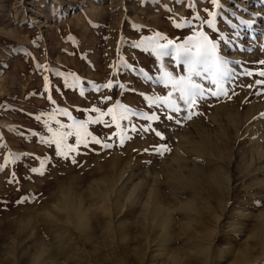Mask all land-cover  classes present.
Returning a JSON list of instances; mask_svg holds the SVG:
<instances>
[{"label": "rangeland", "instance_id": "1", "mask_svg": "<svg viewBox=\"0 0 264 264\" xmlns=\"http://www.w3.org/2000/svg\"><path fill=\"white\" fill-rule=\"evenodd\" d=\"M263 12L264 0H0V264H205L196 245L209 264H264L250 163L264 147ZM151 189L170 234L150 223ZM168 243L178 259L155 254Z\"/></svg>", "mask_w": 264, "mask_h": 264}, {"label": "bare ground", "instance_id": "2", "mask_svg": "<svg viewBox=\"0 0 264 264\" xmlns=\"http://www.w3.org/2000/svg\"><path fill=\"white\" fill-rule=\"evenodd\" d=\"M249 8V7H248ZM263 10H262V8L260 9V10H258L257 11V13H260V12H262ZM263 15H264V12H263ZM260 16V15H259ZM235 121V124L237 123V124H239L236 120H234ZM236 127H237V125H236ZM254 127H255V125H253V124H251L250 126H249V128L245 131V133H249V134H251V135H253L254 136V134L255 133H257L255 130L256 129H254ZM237 134H239V131H237L236 132V136H237ZM223 136H224V138H227V136H225L224 134H223ZM257 136V135H256ZM228 140V139H227ZM186 143V142H185ZM190 143H191V141H190ZM195 143V142H194ZM205 146V145H204ZM196 148H198V146H195L194 144H190V150H195ZM254 149V148H253ZM252 149V150H253ZM188 150V149H187ZM251 150V151H252ZM181 152V151H180ZM224 156L225 157H227L228 158V160H232L233 158H231L232 157V152L231 151H227V152H225V154H224ZM251 161H250V163H253V162H255L254 160H257V161H259L258 163H259V166H258V168L256 169V171L258 172V173H261V175L260 176H258V175H256V174H254V175H252V180H253V183L255 184V185H261L262 187L264 186V147H263V149H260V150H257V151H254L253 153H251ZM253 161V162H252ZM229 163H230V161H229ZM245 166V165H244ZM246 166L248 167V164H246ZM247 167H244V169L245 170H247L248 168ZM182 175V174H181ZM180 175V176H181ZM198 175V174H197ZM185 176V175H184ZM184 176H181L180 178H184ZM193 176H195V175H193ZM177 178V177H176ZM185 178H186V176H185ZM184 178V179H185ZM193 178V177H192ZM191 178V179H192ZM187 179H189V178H187ZM191 181V180H190ZM213 182H214V180H212ZM192 183L194 182V181H191ZM232 183H233V179H232V177H231V175L229 174L228 176H227V178H226V180H225V182L223 183V187H224V189L225 190H230V188H232L231 186H232ZM140 186V184H138V186H136L137 187V189H138V187ZM155 186V185H154ZM136 189V190H137ZM139 189H140V187H139ZM154 189H156V188H154ZM134 190H135V188H134ZM152 190V189H151ZM138 191V190H137ZM227 191V192H228ZM104 192V191H103ZM134 192V194L132 193V194H130V195H128V198H135L134 196H135V191H133ZM151 192V191H150ZM149 192V193H150ZM260 194H263L264 195V188L262 189V191L260 192ZM106 195V194H105ZM159 194H158V192L156 191V190H152V193H151V198H149L148 199V202H147V204H145V211H146V213H147V215L149 216V218H150V223L152 224V225H155V227L156 226H158L159 228H161L162 229V231H164V233H166V234H170V233H168L169 231H170V228H171V226L173 225V222H175L174 220H175V218L173 219V214H172V212H171V210L170 209H167V208H164L163 206H162V202H160L159 201V198H160V195L158 196ZM149 196V195H148ZM103 197V196H102ZM260 199V198H259ZM264 199V198H263ZM74 199H67L66 201H65V204H64V209H65V207H66V209H69L71 212H73V214L77 217V219H78V225H80L81 224V227H83V228H85V227H89V225H90V223H91V215H90V211H89V209H87V210H83L82 208H80V207H78V205H76V203H74L75 201H73ZM128 200V199H127ZM160 200H161V198H160ZM260 200H262V199H260ZM138 201V200H137ZM64 203V202H63ZM145 203V202H144ZM202 203L203 204H205V205H209V204H207V203H209V202H205V201H202ZM245 207V206H244ZM182 208H185V207H182ZM187 209V208H186ZM249 214L250 213H247V215L246 214H244V218H247V217H249ZM75 217V218H76ZM258 219H259V221H260V224L258 225V226H256V228H255V231H254V233L252 234V235H254V236H259V235H262V233L264 232V211L262 212V213H260L259 214V216H258ZM77 221V220H76ZM80 223V224H79ZM157 228V227H156ZM234 231H236V232H238L237 230H235L234 229ZM253 232V231H252ZM170 238H171V236H169ZM170 241H172V240H170ZM197 247L196 248H198L194 253H197V252H199V253H201V254H204L205 255V262H203V263H205V264H209L210 262H211V259H210V256H211V253H210V247L209 246H203V247H198V245H196ZM173 246H170V244L168 243L167 245H165V244H162V245H160L159 244V247H157V249L155 250V254H157V253H159V251H160V253L162 254V255H164L165 257H168V258H171V259H178L177 258V255L175 254V252H174V249L172 248ZM159 253V254H160ZM160 254V255H161ZM210 254V255H209ZM223 256H225L224 254H223ZM223 256L222 257H220V260L223 258ZM261 257V256H260ZM260 257H255V258H253V261H252V263H254V262H259L260 261ZM248 259V258H247ZM252 263H250V261L249 262H246V259L244 260V262H236V264H252Z\"/></svg>", "mask_w": 264, "mask_h": 264}, {"label": "snow or ice", "instance_id": "3", "mask_svg": "<svg viewBox=\"0 0 264 264\" xmlns=\"http://www.w3.org/2000/svg\"><path fill=\"white\" fill-rule=\"evenodd\" d=\"M169 43H171V41H169ZM165 47H166V45H165ZM260 63L264 64V61H261ZM252 74H253V73H251V72H244V73H242V75H252ZM197 75H199V73H197ZM258 75L261 76V77H264V71H260V72L258 73ZM256 83H257V84H260V83H264V81L257 80ZM250 86H251V85H249V87H250ZM107 87H111V85H107ZM201 91H202V90H201ZM225 94H226V93H225ZM212 95L215 96V95H217V93L213 92ZM181 99H184V100H185V103L188 104V105L195 104V100H189V99H186L185 96H181ZM176 110L178 111L179 109H176ZM93 111H95V109H93ZM111 112H112V109L109 108V109H108V114H111ZM187 118H188V119H191V118H192V115L189 114ZM93 122H96V121H93ZM62 127H64V126L62 125ZM71 134H72L71 132L67 133V135H71ZM157 135L159 136L160 133H157ZM96 143H99V141H96ZM121 143H123V141H121ZM104 147H111V145H107V144H106V145H104ZM61 155H62V153H61ZM0 170H2V169H0ZM31 171H32V172H39L40 170H39V169H36V168H32ZM40 174L42 175L43 173H40Z\"/></svg>", "mask_w": 264, "mask_h": 264}]
</instances>
